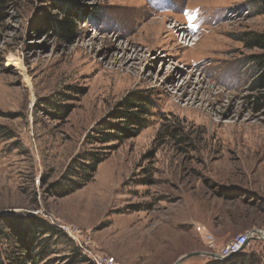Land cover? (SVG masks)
<instances>
[{
	"label": "rangeland",
	"instance_id": "374dc122",
	"mask_svg": "<svg viewBox=\"0 0 264 264\" xmlns=\"http://www.w3.org/2000/svg\"><path fill=\"white\" fill-rule=\"evenodd\" d=\"M261 1L83 0L67 36L68 0H0L1 264H206L197 223L264 228ZM127 109L135 134L86 143ZM241 254L264 264V242Z\"/></svg>",
	"mask_w": 264,
	"mask_h": 264
},
{
	"label": "trees",
	"instance_id": "16d2710c",
	"mask_svg": "<svg viewBox=\"0 0 264 264\" xmlns=\"http://www.w3.org/2000/svg\"><path fill=\"white\" fill-rule=\"evenodd\" d=\"M79 1L83 0H68L69 4L63 8V19H62V26L61 31H65V35L68 36L69 33H72L75 29V20H78L80 18L78 12H80L79 5L77 4ZM261 5L264 6V0L261 1ZM251 46L253 47H259L264 49V34L260 33H254L252 38L250 39ZM253 59L256 63V76L254 78V83L256 85V89H260L261 92L264 91V54H259L253 56ZM261 99H264V92L261 93ZM261 107H264V102H262ZM127 113L118 115L116 117H119L118 120H116L115 123L109 124L110 126H105L104 129L106 131H100V135L94 134L89 132L86 135V143L88 144H104L107 142H114L121 138L128 137L129 135H133L137 132V129H139V126L141 125L142 118L137 116V112H134L132 110L126 111ZM130 128H134L136 130L132 131ZM97 132V131H95ZM132 133V134H131ZM100 147V146H99ZM81 159H85V157H81ZM102 161V157L98 156L96 154L92 155V158L90 159L89 165H88V173L85 174H79L77 175L78 178H80V181L72 180L70 177L65 178V186H62L60 188V195H67L70 192L82 187L85 183L89 181V179L92 177L93 172L96 170V167L98 163ZM70 169L66 173V176L71 175ZM57 185V184H55ZM259 240V239H255ZM253 240V241H255ZM263 241V240H259ZM264 242V241H263ZM28 246V244H25V247ZM28 249V248H27ZM30 249V248H29ZM26 254H22V256H18L13 258L10 261V264H25L27 260L26 257H32V252H25ZM242 251L230 258L227 259H211V261L207 262L206 264H260L258 258L255 255L252 256H245L246 254H241ZM1 264V263H0ZM4 264V263H3Z\"/></svg>",
	"mask_w": 264,
	"mask_h": 264
},
{
	"label": "built area",
	"instance_id": "2783aa9c",
	"mask_svg": "<svg viewBox=\"0 0 264 264\" xmlns=\"http://www.w3.org/2000/svg\"><path fill=\"white\" fill-rule=\"evenodd\" d=\"M195 230L201 235V238L206 246V253L208 255H213L207 257L221 260L233 257L243 251L249 240L259 239L264 241V228H252L246 230L242 233L236 234L223 243H220L204 224L197 223ZM201 231L203 233H201ZM67 232L69 234H75L76 228H68ZM93 260L96 264H117L112 257H106L104 259L95 257Z\"/></svg>",
	"mask_w": 264,
	"mask_h": 264
},
{
	"label": "bare ground",
	"instance_id": "6f19581e",
	"mask_svg": "<svg viewBox=\"0 0 264 264\" xmlns=\"http://www.w3.org/2000/svg\"><path fill=\"white\" fill-rule=\"evenodd\" d=\"M127 62H128V57L126 58V57H122V58H120V59H116L115 58V61H114V63L112 62V69H113V66H116L117 65V68H115L113 71H118L120 68H122V70H125V68L126 67H124V66H126V64H127ZM110 70V69H109ZM115 74V73H114ZM188 100V99H187Z\"/></svg>",
	"mask_w": 264,
	"mask_h": 264
},
{
	"label": "water",
	"instance_id": "95a60500",
	"mask_svg": "<svg viewBox=\"0 0 264 264\" xmlns=\"http://www.w3.org/2000/svg\"><path fill=\"white\" fill-rule=\"evenodd\" d=\"M200 253H189V254H184L182 256H180L175 262L174 264H180V262H182L184 259L191 257L192 255H199ZM205 256H213L211 254H207L206 252L203 253Z\"/></svg>",
	"mask_w": 264,
	"mask_h": 264
}]
</instances>
